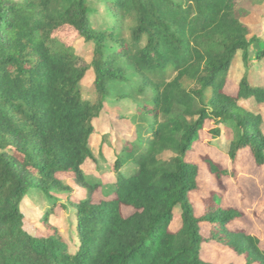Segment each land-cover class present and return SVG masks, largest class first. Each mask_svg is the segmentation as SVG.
I'll return each instance as SVG.
<instances>
[{
    "label": "trees",
    "instance_id": "1",
    "mask_svg": "<svg viewBox=\"0 0 264 264\" xmlns=\"http://www.w3.org/2000/svg\"><path fill=\"white\" fill-rule=\"evenodd\" d=\"M97 1L100 24L88 0H0V264H210L201 252L213 243L243 264H264L259 240L219 192L202 200L199 216L190 200L201 189L189 156L206 122L233 164L248 150L264 170L262 116L240 105L262 107L264 85L249 72L238 84L229 78L238 53L244 64L264 58V39H249L240 21L248 0ZM62 28L92 46L90 63L55 38ZM88 72L93 101L83 98ZM107 107L134 135L116 153L104 197L83 166L95 160L93 123ZM203 161L220 184L225 172ZM64 176L85 188L82 198ZM30 192L47 199L45 221L66 198L74 253L53 225L38 236L24 229Z\"/></svg>",
    "mask_w": 264,
    "mask_h": 264
},
{
    "label": "rangeland",
    "instance_id": "2",
    "mask_svg": "<svg viewBox=\"0 0 264 264\" xmlns=\"http://www.w3.org/2000/svg\"><path fill=\"white\" fill-rule=\"evenodd\" d=\"M88 2L91 8L96 10L91 15V22L100 24L105 19L103 5L97 0H88ZM252 2L253 0H248L247 4L240 5V8L242 6L239 11L242 14L240 21L250 29L249 39L252 37L264 39V3L253 4ZM75 35L70 28H62L54 34L55 38L72 46L76 55L88 64L90 63L92 46L76 39ZM247 72L251 75L252 81H256L257 77L264 85V58L260 62H255L254 55H249L247 64H244L240 53H238L233 61L229 78L238 84ZM93 81L92 72H88L82 83L84 99L93 101ZM250 103L252 102L240 103V105L261 115L264 125V105L252 109ZM93 127L94 133L90 139V148L94 153L95 160L88 161L83 166L86 175L85 183H88L89 178L100 182L102 186L97 193L102 191L105 197L113 193L114 190L112 184L115 177L111 171V166L116 160V153L121 149L122 143L133 137L134 133H132L130 124L124 118H121L118 112L110 111L108 107L94 121ZM210 128L211 123L206 122L205 130L201 133L200 142L195 146L193 155L189 154V160L199 166L198 184L201 193L190 196V200L195 206V213L197 216L202 214L205 206L202 200L208 197L211 190L219 192L223 196V208L238 211L241 214V219L237 222L238 227L246 231L248 235L258 239L260 247L264 249V170L254 163L248 150L242 151L237 156L235 164H233L224 148L226 139L223 136L211 139L208 134ZM203 159L211 160L213 164L225 172L220 184L216 182L214 175L208 171ZM124 169L125 167L121 170ZM62 179L73 190L72 194L76 193V198L84 196L85 188L75 186L70 177L64 176ZM103 185H106V187H103ZM97 195L92 197L94 203L98 201ZM28 199L29 201L26 200L21 208L25 217L24 229L29 234L38 236L47 232L49 226L53 225L69 246L70 252L74 253L78 248V240L75 238L76 232L72 224L74 214L71 206L63 209L66 198L59 200V204H62V206H57L54 213H52L53 216H49L47 221L42 219L49 207L47 199L41 194L33 192L28 194ZM130 210L123 209L122 215H130L132 212ZM179 213L180 210H177L176 218L179 217ZM201 258L210 264H243L242 259L235 257L234 254L229 253L227 249L216 243L206 246L201 252Z\"/></svg>",
    "mask_w": 264,
    "mask_h": 264
},
{
    "label": "crops",
    "instance_id": "3",
    "mask_svg": "<svg viewBox=\"0 0 264 264\" xmlns=\"http://www.w3.org/2000/svg\"><path fill=\"white\" fill-rule=\"evenodd\" d=\"M84 166H85V165H84ZM95 195H96V194H95ZM96 197H97V199H98V201H99L100 196L97 195ZM98 201H97V202H98ZM121 210H123V208H122Z\"/></svg>",
    "mask_w": 264,
    "mask_h": 264
}]
</instances>
